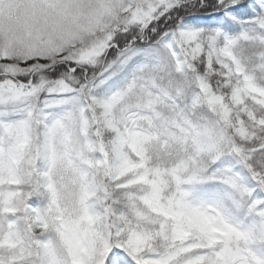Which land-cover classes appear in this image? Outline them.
Listing matches in <instances>:
<instances>
[{
    "label": "snow or ice",
    "instance_id": "6c2138e0",
    "mask_svg": "<svg viewBox=\"0 0 264 264\" xmlns=\"http://www.w3.org/2000/svg\"><path fill=\"white\" fill-rule=\"evenodd\" d=\"M0 264H264V0H0Z\"/></svg>",
    "mask_w": 264,
    "mask_h": 264
}]
</instances>
